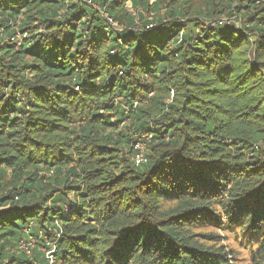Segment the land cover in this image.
Here are the masks:
<instances>
[{"label":"trees","instance_id":"1","mask_svg":"<svg viewBox=\"0 0 264 264\" xmlns=\"http://www.w3.org/2000/svg\"><path fill=\"white\" fill-rule=\"evenodd\" d=\"M196 1L0 0V264H264V0Z\"/></svg>","mask_w":264,"mask_h":264},{"label":"rangeland","instance_id":"2","mask_svg":"<svg viewBox=\"0 0 264 264\" xmlns=\"http://www.w3.org/2000/svg\"><path fill=\"white\" fill-rule=\"evenodd\" d=\"M148 2H149L150 7H152L154 0H148ZM216 4L218 5V1H216ZM194 7L195 8H201L202 11H205L206 7H208V6L206 5V3L203 0H198V1L194 2ZM216 9H218V6L216 7ZM135 10H137V11H135ZM152 11H150V13L143 12L141 5L139 6V9H135L134 7H130L129 3L127 5V13H129L135 17L138 27H140V23H139L140 17L146 18L147 21H149L152 18V15L154 13H156L155 11H153V12ZM158 12L160 15L162 14V11H158ZM221 20L223 22H225V20L228 21L227 19L224 20V18H222ZM115 25H117V24H115ZM20 36L21 35L16 36L17 40L20 39ZM142 151H143L144 155L147 156L149 149L146 147V145H144V147L142 148ZM11 181H12L11 174L8 173L6 178L3 181V191L0 193L5 195L6 190L12 188V185L10 184ZM174 206H175V203L165 202V203L161 204V209L167 210V209L173 208ZM224 221L225 220H222V222H224ZM193 231L195 233H199L202 235H207V234L217 235L218 238H217L216 242L214 240L208 239V240H205L206 245L207 246L213 245V244H215L217 246L223 245L226 247V249L231 250L235 253V260H234L235 264H251L249 261V253H248L247 249L242 247V245H241V241L244 242V239H242L243 237H241L239 230H236L234 232H228L225 228H223V229L218 228L215 224H206L203 227L200 226V227L194 228ZM23 248H25L24 245H23ZM25 250H26V248H25Z\"/></svg>","mask_w":264,"mask_h":264},{"label":"built area","instance_id":"3","mask_svg":"<svg viewBox=\"0 0 264 264\" xmlns=\"http://www.w3.org/2000/svg\"><path fill=\"white\" fill-rule=\"evenodd\" d=\"M144 137L146 141L149 140L148 135H144ZM144 145L145 144L142 142H137L133 145V155L131 156V161L135 167H139L147 162V158L142 151V148L144 147ZM44 244L47 248L46 250H44L45 255L47 257L48 262L51 263L53 259L51 253L53 252L54 244L50 242V240L45 241Z\"/></svg>","mask_w":264,"mask_h":264}]
</instances>
